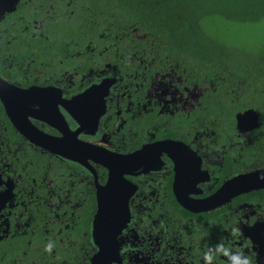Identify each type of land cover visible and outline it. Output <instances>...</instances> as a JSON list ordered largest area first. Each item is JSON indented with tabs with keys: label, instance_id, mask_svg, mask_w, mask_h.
<instances>
[{
	"label": "flooded vegetation",
	"instance_id": "af4514ba",
	"mask_svg": "<svg viewBox=\"0 0 264 264\" xmlns=\"http://www.w3.org/2000/svg\"><path fill=\"white\" fill-rule=\"evenodd\" d=\"M77 1L20 0L0 21V78L18 88L19 103L14 123L1 91L0 264H90L110 169L85 146L145 150L109 195L129 209L110 264H234L237 254L264 264V186L208 209L182 204L264 169V98L233 117L225 99L214 109L213 78L150 57L127 21ZM250 108L259 125L239 126L237 114ZM31 128L61 139L69 155L30 141Z\"/></svg>",
	"mask_w": 264,
	"mask_h": 264
},
{
	"label": "trees",
	"instance_id": "16d2710c",
	"mask_svg": "<svg viewBox=\"0 0 264 264\" xmlns=\"http://www.w3.org/2000/svg\"><path fill=\"white\" fill-rule=\"evenodd\" d=\"M83 6L87 13L127 21L134 44L150 57L178 58L198 75L213 78L220 95L214 109H220L216 100L225 99L233 117L235 110L257 107L255 99L264 98V43L256 49L213 30L222 23L262 22L264 0H78L77 9Z\"/></svg>",
	"mask_w": 264,
	"mask_h": 264
},
{
	"label": "water",
	"instance_id": "95a60500",
	"mask_svg": "<svg viewBox=\"0 0 264 264\" xmlns=\"http://www.w3.org/2000/svg\"><path fill=\"white\" fill-rule=\"evenodd\" d=\"M19 1L20 0H0V21L4 18L6 13L11 12L16 8ZM1 91L3 93L6 108L9 110L13 122L16 123L12 112L19 104L14 97V93L18 91V88L0 78V94ZM22 92L25 91L22 90ZM237 120L239 126L245 120L252 123V126L259 125V115L251 108L238 113ZM36 132L37 130L35 128L27 129L25 131L30 141H33L46 149H50L55 153L69 155L63 149L64 145L61 143V139ZM85 148L86 150L82 151L84 154L90 155L95 161L100 162L102 165L110 169L108 183L104 187L103 192L99 193L98 211L93 220L94 231L99 234L100 237V250L90 259V264H110L113 259H116L119 256V244L118 241H114V235L118 234L121 230V225H123L128 218L129 209L127 202L122 199L110 200L109 195L113 191L123 188V181H125V179L122 171L129 170L131 165L141 157V153L145 150H139L132 154L116 155L108 150H98L96 148V150H87V146H85ZM263 186L264 169H259L244 175H237L228 180L214 195L204 201H199L195 206H193L194 204L192 202H182V204L191 209H196L197 205L201 207L200 209H208L209 207H215L217 204L226 201L236 193ZM120 195H123V192Z\"/></svg>",
	"mask_w": 264,
	"mask_h": 264
},
{
	"label": "rangeland",
	"instance_id": "374dc122",
	"mask_svg": "<svg viewBox=\"0 0 264 264\" xmlns=\"http://www.w3.org/2000/svg\"><path fill=\"white\" fill-rule=\"evenodd\" d=\"M231 41H241L258 49L264 43V20L252 25H235L222 23L213 29ZM243 40V41H242Z\"/></svg>",
	"mask_w": 264,
	"mask_h": 264
},
{
	"label": "clouds",
	"instance_id": "9594fccd",
	"mask_svg": "<svg viewBox=\"0 0 264 264\" xmlns=\"http://www.w3.org/2000/svg\"><path fill=\"white\" fill-rule=\"evenodd\" d=\"M238 231V230H236ZM46 251H50L51 250V245H48L45 249ZM209 259L208 255L205 254V260L207 261ZM234 264H250V261L247 258H241L240 255H234L232 257Z\"/></svg>",
	"mask_w": 264,
	"mask_h": 264
}]
</instances>
